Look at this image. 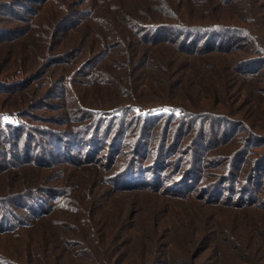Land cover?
I'll return each mask as SVG.
<instances>
[{"label":"trees","instance_id":"obj_1","mask_svg":"<svg viewBox=\"0 0 264 264\" xmlns=\"http://www.w3.org/2000/svg\"><path fill=\"white\" fill-rule=\"evenodd\" d=\"M2 232L0 264H264V0H0Z\"/></svg>","mask_w":264,"mask_h":264},{"label":"rangeland","instance_id":"obj_2","mask_svg":"<svg viewBox=\"0 0 264 264\" xmlns=\"http://www.w3.org/2000/svg\"><path fill=\"white\" fill-rule=\"evenodd\" d=\"M236 21L241 22L242 20H241V18H236ZM37 23H38V21H37ZM201 59L202 58H198V59H196V61L201 62L200 61ZM190 69L192 71H197L198 70V69H195L194 63H192L190 65ZM149 74L152 76L153 73L150 72ZM101 89H102V93L105 94L111 88L104 85V86H101ZM114 102L118 103V101H114ZM95 150H96L95 153H92L91 155H89V157H92V156H94L96 154H98V155L103 157L104 153H109L108 150H106V149H102L101 150L100 147H98L97 149L95 148ZM67 171H70V170H65L64 168H60L59 170H57L55 172L52 171V169H50V170H40V171L29 170V171H26V172H22V174H20V175L17 174L14 177V180H15L14 183L17 185V187H19V183L24 181L26 185L33 186V189H36V188L39 189V187L41 185L42 186L49 185V186H53L55 188H60L61 187L60 183H63L65 181L64 176H68V178H70V179L73 178L74 176H76V175H73L71 173H67ZM85 173H90V172L85 170V169H82V170L77 172V175L79 176V175H82V174H85ZM58 174H61V176L57 180H52L53 177L58 175ZM50 178H51V180H50ZM119 202H120V200H119ZM104 211H106L107 214L109 212L112 214V212H113V215H112L113 218L116 217V211L114 210V208L112 209V205L110 206V209H106L105 208ZM177 230H178V225H176V223H175V231L174 232L176 233ZM20 231H21V229L19 230V232ZM4 235H5V233H3V232L0 233V243H3V246L6 245V241H7V240L4 241V239H3ZM9 244H14V243L10 241ZM4 248H6V246H4ZM52 248L56 250V248L53 247V245H50V249H52Z\"/></svg>","mask_w":264,"mask_h":264},{"label":"snow or ice","instance_id":"obj_3","mask_svg":"<svg viewBox=\"0 0 264 264\" xmlns=\"http://www.w3.org/2000/svg\"><path fill=\"white\" fill-rule=\"evenodd\" d=\"M5 119H7V117H5Z\"/></svg>","mask_w":264,"mask_h":264}]
</instances>
